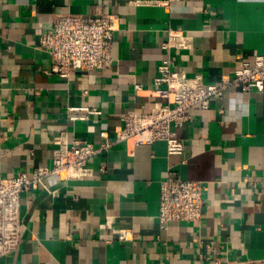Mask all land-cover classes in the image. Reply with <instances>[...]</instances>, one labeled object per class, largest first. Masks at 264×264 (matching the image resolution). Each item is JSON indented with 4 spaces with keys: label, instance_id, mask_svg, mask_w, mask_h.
Instances as JSON below:
<instances>
[{
    "label": "crops",
    "instance_id": "crops-1",
    "mask_svg": "<svg viewBox=\"0 0 264 264\" xmlns=\"http://www.w3.org/2000/svg\"><path fill=\"white\" fill-rule=\"evenodd\" d=\"M67 13L119 17L109 67L48 74L53 62L39 37ZM170 28L192 36L193 47L164 49ZM254 55H264V0H0V175L51 166L62 133L96 145L102 130L118 137L122 117L147 113L159 100L152 89L165 57L174 69L218 83ZM193 112L175 129L182 154H168L163 140L116 143L95 157L93 176H50L24 192L20 243L0 264L264 258V90L231 87ZM168 172L203 182L197 222H160V181Z\"/></svg>",
    "mask_w": 264,
    "mask_h": 264
},
{
    "label": "built area",
    "instance_id": "built-area-1",
    "mask_svg": "<svg viewBox=\"0 0 264 264\" xmlns=\"http://www.w3.org/2000/svg\"><path fill=\"white\" fill-rule=\"evenodd\" d=\"M120 29L117 15L103 13L84 17L72 13L57 14L53 27L40 37V44L53 62L49 75L68 78L76 71L102 70L113 61V42ZM189 49L193 37L182 30L170 28L164 49L171 47ZM155 102L147 113H130L122 117L124 129L111 140L106 130L100 132L98 145L88 140H69L66 133L57 138L51 166L22 170L14 176L0 175V257L13 252L21 239V197L26 191L38 189L44 180L56 176L61 180H84L95 173V157L109 150L116 143L132 145L152 144L163 140L170 155L182 154L185 141L175 129L194 119V109L202 111L210 107L215 98L224 95L226 89L243 91L264 90V55H254L242 60L232 76L223 75L218 83L209 82L203 75H187L174 69L169 57L157 67L154 79ZM142 85L135 86L138 93ZM88 114L100 111L85 108ZM204 184L202 181L183 178L168 172L160 181L158 217L161 223L171 221L197 222L203 209ZM109 225L116 227L110 219ZM105 227V224H102ZM120 239L127 236L119 230ZM222 264H264V258L231 259Z\"/></svg>",
    "mask_w": 264,
    "mask_h": 264
}]
</instances>
